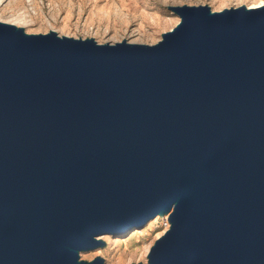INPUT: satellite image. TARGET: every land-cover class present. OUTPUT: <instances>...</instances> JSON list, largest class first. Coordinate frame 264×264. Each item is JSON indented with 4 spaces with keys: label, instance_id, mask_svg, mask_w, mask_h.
Returning a JSON list of instances; mask_svg holds the SVG:
<instances>
[{
    "label": "water",
    "instance_id": "water-1",
    "mask_svg": "<svg viewBox=\"0 0 264 264\" xmlns=\"http://www.w3.org/2000/svg\"><path fill=\"white\" fill-rule=\"evenodd\" d=\"M177 10L155 46L0 24V264L159 213L155 264H264V6Z\"/></svg>",
    "mask_w": 264,
    "mask_h": 264
},
{
    "label": "rangeland",
    "instance_id": "rangeland-1",
    "mask_svg": "<svg viewBox=\"0 0 264 264\" xmlns=\"http://www.w3.org/2000/svg\"><path fill=\"white\" fill-rule=\"evenodd\" d=\"M261 2L262 7L264 0H0V22L25 36L155 46L181 19L177 8L201 5L220 13ZM169 228V213L156 214L141 226L94 236L89 247L66 249L74 264H155L151 252Z\"/></svg>",
    "mask_w": 264,
    "mask_h": 264
},
{
    "label": "bare ground",
    "instance_id": "bare-ground-1",
    "mask_svg": "<svg viewBox=\"0 0 264 264\" xmlns=\"http://www.w3.org/2000/svg\"><path fill=\"white\" fill-rule=\"evenodd\" d=\"M260 5H263V2H261V3H255L254 5H251L250 7H247L246 8V10L247 11H250V10H252V9H257V7H260ZM215 14H218V12H208L207 14H206V17H209V16H211V15H215ZM183 22H184V20H183V18H181L177 23H176V25L169 31V33L170 32H172V31H174L175 29H177L178 27H180L182 24H183ZM0 24H3V25H8V26H10V27H14L12 24H10V23H6V22H0ZM15 31V30H14ZM15 34L17 33L16 31L14 32ZM158 216H160L161 215V213H159V214H157Z\"/></svg>",
    "mask_w": 264,
    "mask_h": 264
},
{
    "label": "built area",
    "instance_id": "built-area-1",
    "mask_svg": "<svg viewBox=\"0 0 264 264\" xmlns=\"http://www.w3.org/2000/svg\"><path fill=\"white\" fill-rule=\"evenodd\" d=\"M168 214V213H167ZM167 214H165V215H167ZM164 216V215H163Z\"/></svg>",
    "mask_w": 264,
    "mask_h": 264
}]
</instances>
